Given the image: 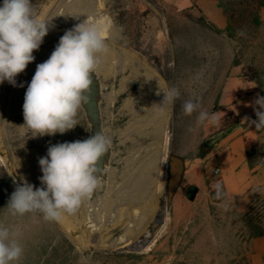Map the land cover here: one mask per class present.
Wrapping results in <instances>:
<instances>
[{"label":"rangeland","instance_id":"1","mask_svg":"<svg viewBox=\"0 0 264 264\" xmlns=\"http://www.w3.org/2000/svg\"><path fill=\"white\" fill-rule=\"evenodd\" d=\"M63 1L32 4L42 19L56 21ZM102 1L87 19L104 26L107 43L124 60L115 62L109 75L93 74L90 102L97 121L89 102L80 109L74 129L33 138L22 126L23 109L15 110L10 102L12 84H0V223L21 233L24 255L18 264H242L250 237L264 234V189L255 192V205L243 211L244 192L237 189L231 168L237 151L233 143L241 135L247 138L249 165L264 161V130L250 122L257 120L254 100L264 97V0ZM66 30L55 27L53 36L44 37L33 52L35 60L54 50ZM145 74L156 89L150 93L141 91ZM173 86L180 98L164 113L170 135L165 195L107 214L102 198L110 180L115 190L122 186V172L135 145L154 149L152 139L134 133L124 105L132 100L145 109V102H161L163 91ZM188 99L199 102L200 110L215 112L219 123L198 125V111L184 115L182 104ZM100 129L112 148L98 163L100 186L75 213L59 222L46 221L40 213H8L17 185L26 180L41 187L38 161L49 145L85 140ZM217 182L225 192L220 199L215 197ZM140 216L145 223L137 227ZM145 237L141 245H150L147 250L138 243ZM125 239L129 246H116Z\"/></svg>","mask_w":264,"mask_h":264},{"label":"clouds","instance_id":"2","mask_svg":"<svg viewBox=\"0 0 264 264\" xmlns=\"http://www.w3.org/2000/svg\"><path fill=\"white\" fill-rule=\"evenodd\" d=\"M50 22L40 17L32 0H3L0 5V84L7 81L16 86L17 75L35 60L33 52L43 43ZM109 52L105 28L98 23L85 19L65 31L50 58L37 64L25 92L22 126L31 130V137L65 134L79 125L78 113L90 102L93 74ZM163 93V100L155 104L159 114H164L168 106L180 98V91L174 86ZM253 103L258 106L254 109L257 120L250 122L255 129L264 130V97L258 96ZM200 109V103L192 99L182 104L184 115L198 111V125L219 123L215 112ZM111 148L112 141L102 129L85 140L49 145L47 155L38 161L41 187L26 180L17 185L6 206L8 213L13 217L40 213L50 222H59L65 214L75 213L100 186L98 163ZM214 188L217 199L225 195L221 183L217 182ZM20 239L18 229L0 223V264H18L24 255Z\"/></svg>","mask_w":264,"mask_h":264},{"label":"bare ground","instance_id":"3","mask_svg":"<svg viewBox=\"0 0 264 264\" xmlns=\"http://www.w3.org/2000/svg\"><path fill=\"white\" fill-rule=\"evenodd\" d=\"M95 6H98L99 8H101L103 6V1L100 0L98 2V5H96V0H66V1H63L62 6H61L63 10L62 15L56 21H54L53 19H50L51 27L49 29L48 34L45 37L53 36L54 34L53 29L55 27L71 29L76 24L83 22L85 19L92 16ZM76 17H78L79 19H77ZM106 30L109 32L110 37L113 38L114 37L113 29L111 27H108ZM109 48H110V52L106 56L102 57V62L100 66L98 67V69L96 70V73L98 74L99 72H106L109 75V73L113 72L116 68L115 62L120 63L121 60H124L122 59V56L117 51L114 50V47L109 46ZM54 50H51L45 53L44 55H42L41 57H39L37 60L32 62L27 67V70L23 74H20L19 77L17 76L19 80H16V86L12 85L11 88H14V89L12 91L10 90L11 91L10 93L13 95V98L10 102L12 106L15 108V110L20 111L21 109H23L25 92L27 90L28 84L30 83L32 77L35 74L37 64L43 63L48 58H50ZM136 71H137V68L134 67L132 72L136 73ZM143 81H145V84L141 88V91L142 92L149 91L148 93H150V91H152L155 88V86L153 84H150L149 76H146V74L144 76ZM128 83L130 84V82ZM128 83L127 85H129ZM21 84H23V87L20 86ZM137 86L139 85L137 84ZM100 95L101 94H99V96ZM159 103L160 102L157 100L154 102H145L144 103L146 106L145 109L142 108L143 106L142 107L137 106L136 105L137 103L132 102V100L131 102L128 101L127 105H124V107L127 108L130 113V118H131L130 124L135 127L134 130L131 129L130 132L133 130L135 134L141 136L144 139H147V138L152 139L153 143L151 144V147L153 146L154 149L153 151H149L148 150L149 148L143 147L142 144L135 145L137 146V150L134 151L133 155L129 156V158L126 161L125 170L124 171L122 170L123 171L122 172V177H123L122 186L118 190H115L114 189L115 183L114 181L111 182L110 180L111 185L109 189L107 188L108 193L102 198V204H101L102 210L109 215L113 214L118 208L120 209V206L141 205V204L146 203L147 201H152V202L157 201L161 196L165 195L166 162L168 158L169 144H170V135L168 131L169 130L168 129L169 116L167 114H159L158 108L155 105ZM89 106L91 109V115H94V118L97 121V119H99V116L96 117L95 115L96 113H94L95 107H93V103L90 102ZM26 159L27 158H25V160ZM144 223H145L144 218L142 219V217L140 216L139 219L136 221V226L141 227ZM146 235L148 236V234ZM127 241H129V239L128 240L125 239L117 243L116 246L125 248L131 244L130 241L129 242ZM145 241H146V237L143 238V240L139 241L138 243L141 245V244H144ZM142 247L143 249L147 250L150 248V245H147L146 247H144L143 245ZM134 248L138 249V247H134Z\"/></svg>","mask_w":264,"mask_h":264},{"label":"crops","instance_id":"4","mask_svg":"<svg viewBox=\"0 0 264 264\" xmlns=\"http://www.w3.org/2000/svg\"><path fill=\"white\" fill-rule=\"evenodd\" d=\"M261 14L264 16V7ZM248 137V136H247ZM246 136H237L233 147L237 149L236 158L231 166L236 176L237 189L243 193L244 201H240L242 210L247 211L255 205V192L264 189V161L254 166L246 161ZM251 144V143H250ZM246 261L242 264H264V234L250 237L245 249Z\"/></svg>","mask_w":264,"mask_h":264}]
</instances>
